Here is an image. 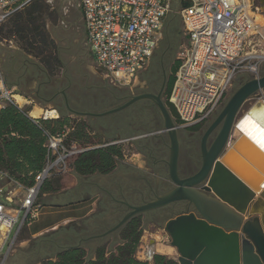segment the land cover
<instances>
[{
  "label": "rangeland",
  "instance_id": "374dc122",
  "mask_svg": "<svg viewBox=\"0 0 264 264\" xmlns=\"http://www.w3.org/2000/svg\"><path fill=\"white\" fill-rule=\"evenodd\" d=\"M44 1L41 0L38 3L28 6L6 21L2 22L0 24V42L4 45H9V42H12V45L21 53H23L25 57H30V59L39 61L43 66H45V68H47V66L43 64L42 61L46 57H49L50 62L52 63L50 68H47L48 74L51 78L57 80V86H62L65 88V94L71 93V88L74 87V91H78L82 98L92 97L96 99L94 104H81V107L84 106L88 109L95 107L97 110H102L111 105H115L123 96L135 95V90H140L143 87V78L146 77V74H152L156 76V81H160V58L166 51L168 52V57L163 63V66L170 68L168 72L169 78L173 75L172 70L176 62L175 59L178 49L184 42V37L182 36L181 32L182 26L179 17L181 0H172L170 12L165 17L162 24L158 46L150 58L147 66L138 73L135 80L133 81L132 86L130 87H122L106 80L102 72L97 68L91 54L85 49L83 41L80 46H78L77 42H73L74 48H68L69 43L71 45L72 42H67L69 37L67 36L68 33L63 32L64 28L59 26L57 22L61 21L62 6L67 1L73 3H75V1ZM47 1H50V4ZM252 4L253 7L257 9L256 14H260L264 17V0H252ZM33 8L36 10H33ZM28 15H30V19L28 18ZM43 34L47 35L48 41H52L51 44L50 42L49 44H43L41 42V37ZM50 37H52L53 40H51ZM57 47L60 50L59 53H57ZM246 52L247 54L256 56V58L245 63V65L237 71L231 82V85L224 94L219 105L204 120L198 122L197 124L188 128L179 127L180 123L175 112L173 113V111H171V107L166 102V92L161 96L162 101L169 109L173 122L178 127V131H192L195 133L196 139L198 141L205 127H208V124L214 121L234 92L244 82L264 75V60L257 58L258 56H264V40L258 34H255L250 39L248 42V47L246 48ZM154 54L155 59L153 60ZM54 58L57 61L58 58H61L64 67L61 68ZM251 68H253L255 71H252ZM156 86L158 87V85ZM156 89L157 88L155 87V90ZM258 96L264 101V90L259 91ZM256 98L252 97L243 104L236 116L235 122L239 121L243 117L250 106L254 103ZM14 99L17 101V103H21V100L18 97H15ZM58 103H62L61 98L58 99ZM4 104L5 106L7 105V103ZM50 107L54 108L55 105H50ZM40 114L41 110L37 108H34L30 112L32 117H38ZM262 115L263 113H261L259 110H256L254 114L255 117L253 116L252 119L244 120L243 129L246 131L248 140L244 139L238 144V153L229 152L226 156L228 161L234 167H236V170L240 173V176H243L247 180L253 182L257 178V173L252 170V166H249L250 164H248V162H252V164L258 163L261 167L264 164V156L250 142H254L255 145H258V147L264 152V118ZM59 117L61 120L66 119L69 122L67 127L64 126L59 128L58 125L54 126L56 133L63 132L65 134L64 143L68 148L74 147L76 150H82V152H86L95 149H103L107 146L115 147V149L121 155V159L116 160V168L111 173L117 171L121 167L143 172H145V169H147L141 157L143 155H141V153L138 151V146H142L143 144H146L147 146L150 142H143L145 138L137 139L134 141L135 143L126 141L132 136H136L138 131L151 129L149 132L164 136V134L160 133L163 127L157 118L156 112H154L153 108L147 105L126 110L108 118H103L102 120L70 113L64 108L62 109V115L61 112H59ZM101 126H105L106 129L110 126L111 130H103ZM78 129L82 130L83 135H86V137L78 139ZM237 132H239V129ZM143 133L146 132H142V134ZM213 135H215V133H213ZM233 141L234 139L231 137L229 139V143ZM195 144L197 147L193 150V153L197 154L198 145L196 142ZM185 154L186 150L184 147H182L179 158L180 161L184 160ZM160 157L168 162L169 151L163 149V153L160 154ZM74 162L75 161H72V159L69 161L68 173L63 175L54 174L51 176L48 182L51 188L50 195L46 196L40 193L37 201L38 207L44 202L51 201L52 199L58 201L62 199L73 200L72 197L65 196L66 193L71 194L73 189H75L81 181H84V179H91L99 175L96 172L95 175L83 177L81 173H78L77 170H75ZM192 168L193 170L196 169L194 164L192 165ZM162 174L165 177L168 175L166 171H163ZM12 181L13 180L9 179L2 180L0 183V188H11L18 193V187L15 184L13 185L11 183ZM13 182L23 186L21 183L16 181ZM48 183L46 182L45 184ZM63 196L65 197L63 198ZM90 208L91 207H89V209ZM47 219L48 217L42 216L32 228H27V226H24L16 235L14 230L8 236L7 241H5L4 237L0 236V264H2V262L3 264H41L46 260H55L57 254L56 252L61 250V247L75 245L67 244L66 242H63L64 244H62V239L60 238L61 234L69 232L68 229L71 225H65L59 228L57 231L46 233L36 239L30 238L28 233L34 229L35 226L47 221ZM138 229L141 232V236L134 253V258L138 261H146L145 253L150 247V241L154 240L156 243H160L163 240L162 235L164 233L161 228L155 227L151 224L142 225L141 222ZM120 238L121 236L119 234L115 241L109 240L106 242V244L101 246V248L105 249L106 257L109 255L107 249L111 247L114 251V249H116V247L120 244ZM81 249L86 253V256L90 255L92 256V259L94 258L96 250L94 251L88 247ZM164 257L167 259H173V257L169 255Z\"/></svg>",
  "mask_w": 264,
  "mask_h": 264
},
{
  "label": "built area",
  "instance_id": "2783aa9c",
  "mask_svg": "<svg viewBox=\"0 0 264 264\" xmlns=\"http://www.w3.org/2000/svg\"><path fill=\"white\" fill-rule=\"evenodd\" d=\"M34 1L0 0V24ZM171 2L78 0L83 45L106 80L122 87L132 86L158 46ZM256 13L252 0H188V6L179 10L184 42L178 49L175 59L178 67L166 96L179 127L197 124L212 113L237 71L254 59L246 48L256 34ZM12 99V92L0 81V107L12 103ZM58 119L59 112L53 108L44 110L41 117L43 121ZM45 135L46 163L34 175L33 184L24 187L12 181L18 193L11 188H0V236L5 229L2 236L5 241L14 230L18 234L38 217L37 201L42 184L54 174L68 173L69 161L82 152L65 146L63 132ZM5 179L6 175L0 172V181Z\"/></svg>",
  "mask_w": 264,
  "mask_h": 264
},
{
  "label": "water",
  "instance_id": "95a60500",
  "mask_svg": "<svg viewBox=\"0 0 264 264\" xmlns=\"http://www.w3.org/2000/svg\"><path fill=\"white\" fill-rule=\"evenodd\" d=\"M162 90L163 85L157 94L132 95L122 105L101 113H76L98 118L122 111L136 102L148 101L155 106L161 118L163 129L160 133L167 136L168 176L175 187L143 205L128 206L131 212L111 231L120 229L134 216L185 202L196 212L177 215L162 224L164 234L159 243L174 250V255L169 256L178 264H264V183L261 191L255 192L257 184L264 179V164L261 167L258 163L248 162L259 174L255 183H251L240 176L226 157L229 152L238 153V144L248 140L243 130L244 120L252 119L256 110L263 113L264 118V101L258 96V92L264 90V75L244 82L230 97L202 136L200 169L184 179L178 176V127L161 99ZM252 97L257 98L243 117L235 122L243 104ZM238 129L240 134L235 138L233 133ZM213 133L215 135L208 144ZM231 137L233 144L225 151ZM250 142L264 156L263 150ZM156 244L154 240L150 241L147 262L156 255L168 256L155 252L153 247Z\"/></svg>",
  "mask_w": 264,
  "mask_h": 264
},
{
  "label": "flooded vegetation",
  "instance_id": "af4514ba",
  "mask_svg": "<svg viewBox=\"0 0 264 264\" xmlns=\"http://www.w3.org/2000/svg\"><path fill=\"white\" fill-rule=\"evenodd\" d=\"M167 57L168 52L166 51L160 58V81H156V76L152 74H146V77L143 78V87L140 90H135L136 94H157L160 91L162 85L163 90L161 96L166 92L169 82L168 72L170 68L163 66V63L167 60ZM154 59L155 54L153 60ZM156 85H158V87ZM155 87L157 88L156 90ZM59 97L62 99L61 104L58 103V100L56 99V106H58L59 110L64 108L67 112L76 114L101 113L108 109L116 108L125 103L129 99L130 95L121 97L115 105H111L102 110H97L95 107L90 109L84 106L81 107V104H94L96 99L92 97L82 98L78 91H73V93H69L65 97L59 95ZM144 105L153 108L154 112L157 113L159 122L162 125L161 118L155 106L148 101L136 102L126 109L111 115L98 118L91 116L84 117L102 120L103 118H108L112 115ZM211 123L212 122H210V124ZM210 124H208V127ZM208 127H205L198 141L194 132L187 130L178 131L179 158L181 155V148L184 147L186 150L184 160L180 161L178 159L179 178L184 179L190 177L200 169L202 164L200 143L202 136ZM101 128L103 130H111L110 126L107 129L105 126H101ZM149 130L145 129V131H138L136 136L129 138H136L131 140L132 143H135L134 141L137 139L143 138H145L143 142H150L147 146L146 144L138 146V151L141 153V155H143L141 157L145 167L147 168L145 169V172L121 167L117 171L107 175H97L91 179H84V181H81L78 186L73 189L71 194L66 193L65 196H71L79 201L90 200L91 198H97V201L94 214L90 218L84 220L83 222L72 224L68 229L69 232L60 235L62 244H64L63 242H66L67 244L75 245L61 247L60 249L65 251L69 249H81L88 247L95 251L106 244V242L109 240L115 241L120 232L133 219L138 218L142 225L151 224L155 227L161 228L162 224H164L170 218L184 213L196 212L191 205H188L185 202H176L166 207L151 210L141 215L134 216L120 229L111 231L126 215L131 212V209L128 206L136 207L143 205L155 199L156 197L171 191L175 187L170 181L169 176L167 175L165 177L162 174L163 171H166L168 174L167 162L165 159L160 157V154L163 153V149L168 150L167 136L165 134L164 136L157 135L155 133L149 132ZM142 132L146 133L142 134ZM213 137V134L209 136L208 144L212 141ZM195 142L198 145L197 154L193 153V150L197 147ZM193 164L196 167L195 170L192 168Z\"/></svg>",
  "mask_w": 264,
  "mask_h": 264
},
{
  "label": "trees",
  "instance_id": "16d2710c",
  "mask_svg": "<svg viewBox=\"0 0 264 264\" xmlns=\"http://www.w3.org/2000/svg\"><path fill=\"white\" fill-rule=\"evenodd\" d=\"M41 0H35L29 6L38 3ZM44 1V0H43ZM45 2V1H44ZM35 6V5H34ZM188 6V1L181 0L180 9ZM33 10H36L33 8ZM30 19V15H28ZM28 20V19H27ZM41 42L50 44L52 41L47 40V35H42ZM59 64V62L54 58ZM43 64L50 68L51 63L49 57H46ZM178 63L175 62L173 67V75L169 78L166 96L171 90L174 82V75L177 70ZM171 111L174 110L170 108ZM27 109L20 110L14 104L7 103L0 109V172L4 173L9 180L23 184L24 187H29L33 184L34 175L39 172L46 163V133L56 135L54 126L59 128L68 126V120H39V125H36L26 115ZM62 115V113H61ZM157 115V113H156ZM61 130V129H60ZM77 138L86 137L83 131L77 130ZM121 159V155L113 146H107L103 149H95L92 151H84L75 155L72 158L74 168L83 177L95 175L110 174L117 165V161ZM45 181L40 187V193L51 191L50 185L45 184ZM45 185V186H44ZM140 220H131L125 228L120 232V244L112 250L107 249L109 255L105 256V249L98 248L95 251V256H86L82 249H69L58 253L55 260H46L41 264H178L173 259H167L164 256L156 255L151 262L138 261L134 258V253L138 245L141 232L139 231ZM113 251V252H112Z\"/></svg>",
  "mask_w": 264,
  "mask_h": 264
},
{
  "label": "crops",
  "instance_id": "0c3cea01",
  "mask_svg": "<svg viewBox=\"0 0 264 264\" xmlns=\"http://www.w3.org/2000/svg\"><path fill=\"white\" fill-rule=\"evenodd\" d=\"M74 1L75 3L67 1L62 6L61 21L57 22L59 26L64 28L63 32L68 33L67 36H69L70 39L68 37L67 42H72L71 45L69 43L68 48L71 49L74 48L73 42H77L78 46H80L84 40L81 11L77 6L78 0ZM65 8L67 9L65 10ZM50 38L53 40L52 37ZM56 49L57 53H59L60 50L58 47ZM58 62L59 66L63 68L64 64L61 58H58ZM0 81L12 92L13 99L11 104H14L20 110L27 109L28 112L26 115L36 125H39V120H41L44 110L52 108L50 105H55L53 109L62 113V110H59L58 106H56V102L60 98L59 95L62 97L67 95V93L66 95L64 93L65 88L57 86V80L49 76L45 66L35 59L25 57L23 53L12 45V42H9V45H4L0 42ZM71 89V93H73L74 87ZM15 97H18L21 103H17L14 99ZM4 106L5 104L3 103L0 109ZM34 108L41 110V114L38 117H32L30 115V112ZM232 144L233 142L231 145ZM42 194L49 196L50 191H46ZM64 197L65 196H63V198ZM72 199L73 200L62 199L60 201L52 199L51 201H46L42 205H39L38 217L29 223L27 228H32L42 216H46L48 219L35 226V228L28 233L29 237L36 239L46 233L57 231L65 225L83 222L94 214L97 198L84 201L76 200L73 197ZM89 207L91 208L89 209ZM62 251L63 249L56 253L58 254Z\"/></svg>",
  "mask_w": 264,
  "mask_h": 264
},
{
  "label": "bare ground",
  "instance_id": "6f19581e",
  "mask_svg": "<svg viewBox=\"0 0 264 264\" xmlns=\"http://www.w3.org/2000/svg\"><path fill=\"white\" fill-rule=\"evenodd\" d=\"M254 17H255V21H254V24H255V33L258 34L264 40V17L261 16L260 14H255ZM253 58H256V56H254ZM257 58L258 59H261V60H264V56H258ZM48 115H51V114H47V116ZM238 136H239V133L237 131H235L233 137L237 138ZM231 143H229V145L225 149V151H227V149L231 146ZM252 170L255 173H257V178L256 179H258V177H259L258 172L255 169H253V168H252ZM255 181L254 182L253 181H250V182L251 183H255ZM263 183H264V179H261V181L256 186V191H255L256 193L259 192V191H261V184H263ZM5 232H6V230L5 229H2L1 236H4ZM153 249H154L155 252L160 253V254L174 255V250L172 248L167 247V246H164V245L159 244V243H157L153 247ZM150 250H151V248H148V250H147V252L145 254H147Z\"/></svg>",
  "mask_w": 264,
  "mask_h": 264
}]
</instances>
